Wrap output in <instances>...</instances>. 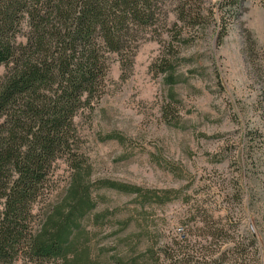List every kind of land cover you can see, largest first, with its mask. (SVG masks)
I'll return each mask as SVG.
<instances>
[{
    "label": "rangeland",
    "instance_id": "obj_1",
    "mask_svg": "<svg viewBox=\"0 0 264 264\" xmlns=\"http://www.w3.org/2000/svg\"><path fill=\"white\" fill-rule=\"evenodd\" d=\"M180 1H164V27L142 39L126 79L118 56H108L103 95L74 118L93 178L171 190L158 204L97 189L96 210L107 215L97 225L85 220L91 254H98L97 264L130 263L134 250L155 244L157 251L162 242L181 239L191 215L206 210L240 218L239 231L257 236L258 264H264V0H193L210 23L205 29L177 24L174 38ZM164 53L177 81L171 123L163 117L169 84L156 63ZM4 70L0 65V76ZM68 176L59 159L36 210L63 194Z\"/></svg>",
    "mask_w": 264,
    "mask_h": 264
},
{
    "label": "trees",
    "instance_id": "obj_2",
    "mask_svg": "<svg viewBox=\"0 0 264 264\" xmlns=\"http://www.w3.org/2000/svg\"><path fill=\"white\" fill-rule=\"evenodd\" d=\"M164 1L0 0V65L5 68L0 76V264L20 259L97 264L85 223L97 225L106 218V211L96 210L97 189L133 194L142 202L163 204L170 199L171 190L93 178L74 121L103 95L110 54L118 56L120 79H126L140 44L164 27ZM174 10V38L181 31L177 24L205 29L210 23L193 0L180 1ZM224 31L225 23L220 39ZM156 63L169 84L163 117L171 123L174 67L165 53ZM59 159L67 163L68 184L56 201L36 210L35 204L49 193ZM189 219L181 239L164 241L157 251L149 244L134 250L130 263L117 262L258 264L257 236L239 231L240 218L204 210ZM99 263L110 264L108 258Z\"/></svg>",
    "mask_w": 264,
    "mask_h": 264
}]
</instances>
